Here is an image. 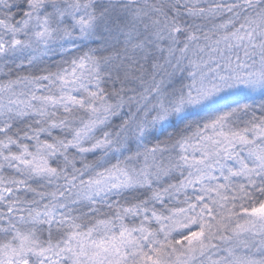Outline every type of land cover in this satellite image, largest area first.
I'll list each match as a JSON object with an SVG mask.
<instances>
[{
	"label": "snow or ice",
	"instance_id": "snow-or-ice-1",
	"mask_svg": "<svg viewBox=\"0 0 264 264\" xmlns=\"http://www.w3.org/2000/svg\"><path fill=\"white\" fill-rule=\"evenodd\" d=\"M0 264H264V0H0Z\"/></svg>",
	"mask_w": 264,
	"mask_h": 264
}]
</instances>
